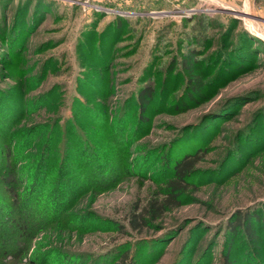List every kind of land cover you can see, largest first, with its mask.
Segmentation results:
<instances>
[{"label":"rangeland","instance_id":"374dc122","mask_svg":"<svg viewBox=\"0 0 264 264\" xmlns=\"http://www.w3.org/2000/svg\"><path fill=\"white\" fill-rule=\"evenodd\" d=\"M0 264H264V0H0Z\"/></svg>","mask_w":264,"mask_h":264},{"label":"trees","instance_id":"16d2710c","mask_svg":"<svg viewBox=\"0 0 264 264\" xmlns=\"http://www.w3.org/2000/svg\"><path fill=\"white\" fill-rule=\"evenodd\" d=\"M191 53L193 52L191 51ZM194 59L195 55L193 56L192 54H190L185 58V60L182 61L184 71L188 76L185 95L186 100L189 101H192L191 97H198L204 87L203 80L200 77H197V75L194 77V73L196 72V69L194 68L195 66H193L195 64ZM198 62L199 60L196 61V65H198ZM151 95L152 91L149 88L144 87L141 89V92L137 96V103L141 111H144L146 109L148 103L150 102ZM194 158V155H187L175 164L174 170L176 179L168 183V201H175L182 190L185 189L186 184L188 185L189 182H187V178L191 176L194 163L196 161ZM151 205L153 208V213L156 216H158L162 212V209L164 207V205H156L155 203H152ZM252 219L254 221L256 220L254 217H252ZM246 221L247 217L245 215H239L234 222L236 223V225H234L233 228L241 223L244 224ZM130 222L134 228H139L142 226V223L138 221L135 216H133ZM245 231L246 233H248L249 237L254 236V228L250 223L246 222Z\"/></svg>","mask_w":264,"mask_h":264}]
</instances>
